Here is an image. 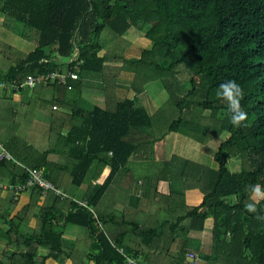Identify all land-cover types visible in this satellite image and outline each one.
Segmentation results:
<instances>
[{
    "label": "trees",
    "instance_id": "trees-1",
    "mask_svg": "<svg viewBox=\"0 0 264 264\" xmlns=\"http://www.w3.org/2000/svg\"><path fill=\"white\" fill-rule=\"evenodd\" d=\"M1 14L6 29L21 25L22 38L36 48L27 55L0 40V78L62 71V62L76 53L84 64L72 91L54 85L34 90L42 96L30 103L48 122L39 132L55 141L52 149L21 139V107L0 98V141L19 163L43 169L69 196H44L33 188L29 203L18 209L9 188L28 177L0 162V221L8 226L0 234V264H127L121 251L150 258L154 241L169 237L165 229L173 242L188 239L209 218L215 222L209 264H264V198L254 192L257 184L264 191V0H0ZM135 29L145 31L151 49L125 39ZM112 62L134 69L130 87L137 95L158 83L170 99L150 116L134 101L118 103L116 78L104 77L105 111L76 108L68 95L76 97L86 76L103 75ZM180 67L189 72L187 89L176 75ZM228 80L243 90L240 108L247 119L240 126L231 123V100L220 89ZM49 94L51 99H42ZM11 120L13 125L2 126ZM171 133L202 146L230 135L215 156L218 169L190 160L183 165L184 189L204 196L198 207L187 205L184 191L172 190L166 156ZM95 162L94 180L102 184L83 206L75 196ZM135 166L151 175L143 179L138 215L128 222L125 207L132 196L123 186ZM154 177L156 194L170 204L151 198ZM69 234L72 247L64 243ZM179 254L183 264L184 247Z\"/></svg>",
    "mask_w": 264,
    "mask_h": 264
},
{
    "label": "crops",
    "instance_id": "crops-1",
    "mask_svg": "<svg viewBox=\"0 0 264 264\" xmlns=\"http://www.w3.org/2000/svg\"><path fill=\"white\" fill-rule=\"evenodd\" d=\"M4 24H5V16L1 14L0 15V33L2 30L6 29ZM12 27H14L12 32L18 33L21 36L20 33L22 32L23 27L17 23H15V25H12ZM18 37L19 36H16V38ZM125 39L135 47L139 46L140 48H143V49H151L153 46V43L147 38H145V31H142V30L135 29V30L130 31L125 36ZM14 40L16 41L17 39H13V41ZM21 40H24L22 36H21ZM1 41L18 50V48H16L15 45L10 44L7 40H4V38H2ZM25 41L26 40H24V43L27 45L24 47L20 46L21 50H18V51L28 55L32 53L36 47L34 44L29 43L28 41L26 42ZM66 61L62 62L64 67H65ZM110 71H114V74H111ZM133 72H134V69L130 68L124 62H112L105 66V73L103 75L86 76L82 81L83 85L77 91L76 97L68 95L67 98L69 99L70 102H72L75 105L76 108L83 110L85 113H93L96 109H101L105 111L106 97H105V91H104V79L103 78L104 77H115L116 82H117L116 83L117 84L116 98H117L118 103H123L127 100L134 101L137 107H143L150 116H153L162 106H164L167 103V101L170 99V95L159 84L157 85L160 86V89L154 90L155 94L154 92L151 91V88L155 84H151L147 87L146 92L144 94L137 95L130 87ZM98 76L101 78L96 79V77ZM34 90H24V91L12 93V94L0 93V98L6 99L8 103L18 102L17 108L21 107L22 116L19 118V129L17 133V135L21 139L26 140L28 138L30 139L31 137L32 138L31 140L34 141L37 144V146L41 145V148L43 149H46V148L52 149L55 141L54 140L45 141L44 132H39L40 130L44 131V128L48 124V122L45 121L42 116L38 115L39 111L37 110L36 105L30 103L31 101H33L34 103L36 102L38 103L39 99L42 96L39 90L37 91H34ZM51 98L52 97L50 94L44 95L42 97L43 100L51 99ZM55 107H58V106H55ZM31 109H35V110L32 112ZM55 111H63L66 114L70 113L69 111H65L59 108ZM13 123L14 121L11 120L8 122L6 121L3 125L2 124L1 125L4 128H8L11 125H13ZM67 133H68L67 131H64L63 135L65 136L67 135ZM180 136L182 137V135L180 134L171 133L166 138V156H167V161L169 163V170L173 169V165L175 164L177 165L178 163L181 164L180 173H172V172L170 173L172 190L178 193H181L184 191L185 196H186L187 205L189 207H198L203 203V200H204V196L201 194V192L199 190H185L184 189L183 180H182V171H183L184 163L188 161L189 159L188 160L184 158L181 159V156H179L180 158L178 159V155L181 153L179 151L180 149H182L183 147L184 148L188 147L189 145H191V143L185 144L184 142L181 141ZM169 140L171 142L170 148H168ZM189 140L193 141L191 139ZM220 141H223V140L221 139ZM0 143L2 142L0 141ZM2 145L4 144L2 143ZM9 153L12 155L10 151ZM112 155L113 153L111 152L110 156ZM55 160L57 162H60L58 158H56ZM61 161L65 163L66 159L65 158L61 159ZM96 165H97L96 162L92 165L89 173H87V176L84 182L81 184L79 190L76 193L75 201H77L78 203H81L85 200H88L90 197H92L99 189V186L102 184L101 180H98V181L94 180ZM139 168L140 166H135V173H133L131 177H128L127 179L125 178L128 183L125 182L123 186V190L130 193V195L132 196L131 206H128L130 205L128 204L125 207V218L128 222L134 221L138 215L139 211L137 208V205H138L137 200L142 194L143 179L151 175V173H139L140 171ZM12 173H14L16 176H22L21 174L23 173V168L13 166ZM101 174L103 173H100V176ZM109 175L110 173H104L103 177L107 178ZM130 178L133 180H131V185L129 186ZM121 182H122V179H121ZM157 185H158L157 177H154L152 179V185H151V198L156 197V199L161 200L160 202H163V204L165 205L170 204V200L168 198L166 197L164 198L163 196L156 194ZM62 190L66 193L64 189ZM167 192H168V188L165 187V190L162 193L166 194ZM30 194H31L30 192L25 193L21 196L19 201L17 202L15 201L18 209L22 208L24 205L29 203ZM123 202H126V197H124V200L121 202V204H123ZM163 215L166 217L165 212H163ZM2 224L3 223H0V226H2ZM35 226H36V221H33V227ZM214 227H215L214 219L209 218L202 231H198V230L192 231L189 234L188 239H185V236H181L178 240L176 239L174 242L172 241L173 239L171 237L172 233L167 228L164 231L170 234L169 237L166 238L167 237L166 235L162 239L160 240L158 239L154 241V244L151 247L152 253H153V254L151 253V257L146 258V256L144 255H140L139 257H142L145 264H182L180 262V259L177 258V255L180 253L181 248L184 247V251L186 255H185L183 264H191L190 260L187 257V255L190 253H194L198 255V257L200 258V261L198 264H209L208 257L211 256L212 247L214 245V233H213ZM1 232L2 231H0V234ZM227 239H230V237L228 236ZM74 241H75L74 236L70 234L65 235L64 243L66 247H72ZM0 247L3 250V247L2 246ZM168 249L170 250L167 251ZM224 256H226V254H224Z\"/></svg>",
    "mask_w": 264,
    "mask_h": 264
},
{
    "label": "built area",
    "instance_id": "built-area-1",
    "mask_svg": "<svg viewBox=\"0 0 264 264\" xmlns=\"http://www.w3.org/2000/svg\"><path fill=\"white\" fill-rule=\"evenodd\" d=\"M83 64L84 62L76 53L65 62V67L62 71H56L46 75L28 76L23 79L0 78V93L12 94L24 90H34L40 86L50 85L63 87L72 91L74 83L80 80L77 70L80 69ZM57 109L58 107H54V110ZM0 162H9L15 167H22L23 173L21 175L28 177L26 181H20L9 188V190L14 192V201H19L24 193L31 191L33 188L42 189L44 196L49 192H54L58 197L63 199L69 198L62 189H58L55 184L48 179L43 169H31L19 163L4 145H2V143H0ZM80 205L87 206V203L81 202ZM120 253L125 257L127 264H145L142 257H131L126 255L124 251H121ZM187 257L191 264H198L200 261L198 255L194 253L188 254Z\"/></svg>",
    "mask_w": 264,
    "mask_h": 264
},
{
    "label": "rangeland",
    "instance_id": "rangeland-1",
    "mask_svg": "<svg viewBox=\"0 0 264 264\" xmlns=\"http://www.w3.org/2000/svg\"><path fill=\"white\" fill-rule=\"evenodd\" d=\"M16 36H19V37L16 38ZM2 38H4V40H7L10 44L15 45V47L18 48V50H21L20 46L24 47L27 45L24 43V40H21V36L18 33H14L8 29L1 31L0 40ZM13 39H17V40L13 41ZM138 48H140V47L138 46ZM110 73L114 74V71H110ZM176 75H177V78H179L178 80L180 81V83L184 84V87L186 88V84L184 83V81L188 82V80H189L190 76H189L188 70L180 67L178 69V72ZM100 78L101 77H99V76L96 77V79H100ZM154 84L155 85L151 88L152 92H154V90H156V89H160V86L157 85L158 83H154ZM154 94H155V92H154ZM207 114H209V113H207ZM229 136H230L229 134L225 133L222 137V140L228 139ZM180 139L185 144L191 143V145H189L188 147H185V148L183 147L182 149L179 150L181 153L178 155V159L180 158L179 156H181V159H183V158L187 159V160L189 159L193 162L202 164L208 168H212V169H218L219 168V164L215 161V156L219 150V147H220L222 141H214L207 146H202V145H200L194 141H190L189 138L187 139L184 136H182ZM168 146H169L168 148L171 147L170 140H169ZM180 165H181L180 163H178L177 165L176 164L173 165V169H170V171L172 173H180V168H181ZM0 223H3V222L0 221ZM7 229H8L7 225L2 224V226H0V231H5V230L7 231ZM1 251H2V248L0 247V252Z\"/></svg>",
    "mask_w": 264,
    "mask_h": 264
},
{
    "label": "clouds",
    "instance_id": "clouds-1",
    "mask_svg": "<svg viewBox=\"0 0 264 264\" xmlns=\"http://www.w3.org/2000/svg\"><path fill=\"white\" fill-rule=\"evenodd\" d=\"M223 94L226 95L232 104L231 123L235 126H240L247 119V113L240 108V99L243 96V90L240 85L234 80H228L220 85ZM254 192L257 197L264 198V191H261L260 185L254 186ZM248 211H255L254 205L247 206Z\"/></svg>",
    "mask_w": 264,
    "mask_h": 264
}]
</instances>
